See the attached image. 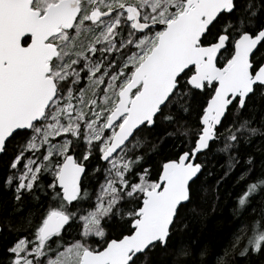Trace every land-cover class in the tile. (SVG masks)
<instances>
[{"label": "snow or ice", "instance_id": "snow-or-ice-1", "mask_svg": "<svg viewBox=\"0 0 264 264\" xmlns=\"http://www.w3.org/2000/svg\"><path fill=\"white\" fill-rule=\"evenodd\" d=\"M0 264H264V0H0Z\"/></svg>", "mask_w": 264, "mask_h": 264}, {"label": "trees", "instance_id": "trees-1", "mask_svg": "<svg viewBox=\"0 0 264 264\" xmlns=\"http://www.w3.org/2000/svg\"><path fill=\"white\" fill-rule=\"evenodd\" d=\"M226 215H227L226 212L222 214H218L213 221L217 229L221 232H226L230 227V225L225 222L224 217H226Z\"/></svg>", "mask_w": 264, "mask_h": 264}]
</instances>
